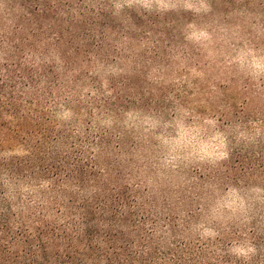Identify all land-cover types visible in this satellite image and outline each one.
Listing matches in <instances>:
<instances>
[{"label":"trees","instance_id":"trees-1","mask_svg":"<svg viewBox=\"0 0 264 264\" xmlns=\"http://www.w3.org/2000/svg\"><path fill=\"white\" fill-rule=\"evenodd\" d=\"M143 21L109 0H0V264H264V224L242 236L199 225L202 197L238 182L236 168L197 169L172 193L149 189L125 124L130 114L162 128L181 112L190 124H252L255 149L237 155L264 168V113L245 114L254 100L264 109V84L151 79L175 34ZM238 243L247 256L232 254Z\"/></svg>","mask_w":264,"mask_h":264},{"label":"rangeland","instance_id":"rangeland-1","mask_svg":"<svg viewBox=\"0 0 264 264\" xmlns=\"http://www.w3.org/2000/svg\"><path fill=\"white\" fill-rule=\"evenodd\" d=\"M109 1L116 12L123 8L134 10L140 22L149 20V27L151 22H156L158 27L151 24V31L160 28L175 34L173 38L166 33L175 40L174 47L160 76L151 70V79L157 77L172 84L180 79L206 78L220 85L232 78V88L245 82L253 87L264 84L263 0ZM130 45L136 53L143 51V43L133 41ZM182 48L195 57L183 58ZM131 68V61H126L124 72H130ZM230 92L235 95L238 91ZM255 110L259 115L264 113L262 104L254 100L246 107L248 119ZM200 117L203 118H198L196 124H190L186 114L181 112L174 122L160 128L150 117L139 120L129 114L125 124L134 125L140 140L141 176L149 189L172 193L183 189L197 169L217 170L227 162L232 164L236 171L231 176L238 177L239 181L225 183L210 197L204 195L200 204L208 205L209 211L198 220L205 236L213 234L210 227L204 225L207 222L225 231L233 227L242 236L264 224V168L259 169L260 161L243 160L237 152L244 149L250 158L261 131L252 124L230 126L217 122V117ZM255 170L259 171L251 175ZM231 252L242 257L247 256L249 250L238 243L232 246Z\"/></svg>","mask_w":264,"mask_h":264}]
</instances>
